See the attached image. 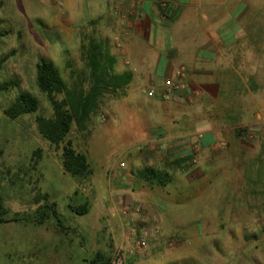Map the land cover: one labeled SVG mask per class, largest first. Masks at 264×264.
Instances as JSON below:
<instances>
[{"label":"rangeland","instance_id":"1","mask_svg":"<svg viewBox=\"0 0 264 264\" xmlns=\"http://www.w3.org/2000/svg\"><path fill=\"white\" fill-rule=\"evenodd\" d=\"M119 1L128 6L132 0ZM156 1L160 5L164 0ZM202 1L209 6L203 11L212 12V16L222 9L221 5H224L222 16L235 5L257 19L264 15V0ZM108 2L0 0V31L6 32L0 41V88L8 81L17 80L21 90L35 96L40 103L38 113L11 120L4 112L20 91L0 89V197L9 209L6 218L19 220L0 224V264H89L99 252L109 257L121 241L119 232L122 235V229L131 224L130 218L122 214L121 228L113 233L105 211L116 205L121 210L123 196L132 194L133 190L140 193L137 196L140 204L154 200L162 206V214L158 215L161 223L157 225L165 230V237L181 243L186 239L177 250L155 245L158 255L153 247L146 257L136 258L137 264H264V213L254 217L256 236L248 241L247 247L231 251L226 247L233 243L227 236L236 235L238 242L246 234L245 228H237L230 222L233 206L238 205V190L241 183L245 184L240 179L236 181L238 168L232 166L231 159L217 171L205 166V176L193 183H188L187 173L181 175L180 170L172 169L166 179L160 176L166 170L155 169L157 176L148 175L149 167L142 154L144 142L150 136V125L144 120L151 113L152 101L147 95L132 92L126 96L128 88L125 95L120 92L107 95L88 125L90 134L79 131L76 126L72 128L67 140L73 142L78 152L88 156L93 170L86 179L67 173L62 161L63 145H51L40 134L37 116L50 118L53 109L38 89L37 64L42 58L51 60L68 86L75 82L86 85L89 70L82 55V44L94 37L107 43L111 52L119 49L114 46L118 34L105 41L107 29L101 22L94 30L90 24L99 16H113ZM118 26L113 23L112 27L118 29ZM158 31L162 37L166 36L162 28ZM167 105L172 106L160 103L161 109ZM254 164L259 170L249 167L248 185L259 189L264 187V154L256 157ZM162 180L165 186H162L164 182L160 183ZM45 195L49 197L48 202ZM52 203H56V208H47ZM86 203L89 212L85 215L70 208ZM40 206L42 209L38 211ZM200 211V220L214 221L215 228V232L201 238L195 222V214ZM42 214L44 224L38 225L33 220ZM214 238L218 239L219 247L214 259L221 261L208 263L206 260L213 257L210 247Z\"/></svg>","mask_w":264,"mask_h":264},{"label":"crops","instance_id":"2","mask_svg":"<svg viewBox=\"0 0 264 264\" xmlns=\"http://www.w3.org/2000/svg\"><path fill=\"white\" fill-rule=\"evenodd\" d=\"M120 3L128 14L121 24L110 1L113 16H99L90 24L94 30L101 22L107 29L105 41L118 34L114 46L119 49L111 52L117 59L116 70L134 74L126 96L132 92L146 95L143 89L152 85L159 88L178 69L185 68L187 72L188 93L169 103L163 102L158 93L150 98L151 113L144 116L150 125V136L142 153L147 167L166 170L169 176L172 169L180 170L181 175L187 173L186 181L193 183L205 176V166L217 171L231 159L232 166L238 168L236 181L240 179L245 184L241 183L238 190V205L233 206L230 222L237 228H245L246 234L238 242L236 235L227 236L233 243L227 241L230 244L226 247L230 251L245 247L256 236L254 217L264 213V187L255 189L248 185L249 167L258 171L254 161L264 154V15L257 19L235 5L222 16L224 5H221L222 9L212 16V12L203 11L209 6L202 0H170L174 19L168 21L162 18L156 0H136L133 6L132 1L128 6ZM113 23L120 25L118 29L112 27ZM259 25L262 26L258 28ZM159 28L166 36L160 35ZM160 103L172 106L161 109ZM178 161L182 163L177 165ZM138 195L133 190L123 197L127 203L140 204ZM242 202L243 205L239 204ZM141 204L148 225L152 226L154 219L161 223L158 215L162 214V206L158 202L148 200ZM105 212L110 230L118 232L122 225L120 206ZM195 216L200 238L215 232L214 221L202 222L201 211ZM162 231L167 235L163 228ZM210 249L213 257L206 262L219 263L220 259H214L219 254L218 239L214 238ZM153 252L158 255V246ZM137 262L138 259H132L129 264Z\"/></svg>","mask_w":264,"mask_h":264},{"label":"trees","instance_id":"3","mask_svg":"<svg viewBox=\"0 0 264 264\" xmlns=\"http://www.w3.org/2000/svg\"><path fill=\"white\" fill-rule=\"evenodd\" d=\"M173 10L169 5L167 20L173 21ZM6 32L0 31V41ZM82 55L89 70L85 79L86 85L82 82H75L68 86L63 79L56 65L46 58H42L36 66V82L40 92L45 95L53 109V116L46 118L37 116V126L42 137L51 145L62 148V161L64 170L73 177L86 179L93 174L88 156L78 152L71 140H67L72 128L76 126L79 131L89 132V123L92 117L97 114L101 107L102 100L107 95H117L119 92L125 95V90L131 84L134 74L132 71L118 73L116 70L117 59L102 42L91 37L87 44H82ZM1 91L19 89L20 94L14 103L5 110V115L11 120H17L25 115H33L39 112V100L29 92L21 90L19 81L11 80L1 86ZM182 162L178 161L177 165ZM148 175L157 176L155 169L148 168ZM159 173H161L159 171ZM161 178L169 175L161 173ZM163 180L160 182L162 184ZM165 186V182L162 184ZM44 199L49 201L48 195ZM47 208H56L52 203ZM73 212L85 215L89 212V204L79 207L70 206ZM42 209L40 206L38 211ZM9 209L6 208L3 199L0 197V224L19 221L8 220L6 216ZM45 215L35 218L33 221L38 225L44 224ZM39 218V219H38ZM110 257L97 253L89 264L107 262Z\"/></svg>","mask_w":264,"mask_h":264},{"label":"built area","instance_id":"4","mask_svg":"<svg viewBox=\"0 0 264 264\" xmlns=\"http://www.w3.org/2000/svg\"><path fill=\"white\" fill-rule=\"evenodd\" d=\"M109 1L118 13V23L121 24L128 18L126 9L119 0ZM135 1L132 0V6L135 5ZM159 8L162 18L167 20L169 3L164 0L160 3ZM128 37L129 34L125 33V38ZM121 44L120 41L118 46L121 47ZM129 64L126 62V65ZM143 92L149 98L156 97L158 93L163 102H172L177 97L188 93L186 69H178L172 76L167 77L159 88L152 85L151 88L143 89ZM121 167H124V164H121ZM121 205V212L125 217L130 218L131 225L122 229L121 241L114 248L109 261L93 264H129L132 259L149 255L157 244L165 245L170 250H175L181 245L180 241L164 236L162 229L157 225V219H154L155 226L153 228L148 225V217L141 204H130L124 200Z\"/></svg>","mask_w":264,"mask_h":264}]
</instances>
